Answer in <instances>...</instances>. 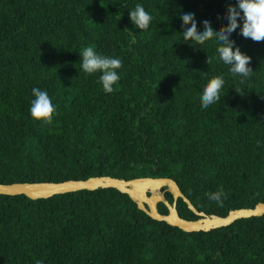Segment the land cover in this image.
I'll use <instances>...</instances> for the list:
<instances>
[{
  "label": "trees",
  "instance_id": "trees-1",
  "mask_svg": "<svg viewBox=\"0 0 264 264\" xmlns=\"http://www.w3.org/2000/svg\"><path fill=\"white\" fill-rule=\"evenodd\" d=\"M235 3L0 0V182L170 177L208 214L264 202V41L240 28L231 34L234 48L252 57L244 78L218 58L215 39L183 40L182 13L195 14L200 32L204 20L219 30ZM137 4L152 17L147 30L131 21ZM87 46L122 61L113 92L103 91L102 73L80 71ZM214 77L224 79L221 98L204 109L200 98ZM33 88L51 98V124L32 119ZM221 190L222 204L209 199ZM177 209L198 218L182 198ZM159 211L168 210L160 203ZM38 262L264 264V215L187 232L115 188L0 194V264Z\"/></svg>",
  "mask_w": 264,
  "mask_h": 264
},
{
  "label": "clouds",
  "instance_id": "clouds-1",
  "mask_svg": "<svg viewBox=\"0 0 264 264\" xmlns=\"http://www.w3.org/2000/svg\"><path fill=\"white\" fill-rule=\"evenodd\" d=\"M130 18L133 24L143 30L150 26L152 17L146 12L141 4H137L134 10L130 11ZM183 21V40L185 43L202 46L206 41L215 39L218 47L216 49L218 58L226 65H230V72L235 76L248 78L254 71L250 67L252 57L243 53L239 47H235V41L230 39L231 34L240 28V34L244 38H250L255 42L264 41V0H236L235 4H229L226 19L227 25H223L216 30L209 20H204V31H198L197 20L194 13H182L180 17ZM240 20L243 21L242 27ZM188 25H191L188 27ZM55 46V45H54ZM203 49L202 47H199ZM81 68L87 74L102 73L99 82L105 93L114 91V85L119 81L117 69L122 67V61L118 58H110L96 53L93 47H84L80 52ZM207 64H211V57L207 55ZM224 85L222 77H214L205 85L201 95V106L207 109L210 105L220 100V92ZM236 92L242 94L241 89L235 88ZM34 99L31 101L30 113L33 120L43 121L51 124L55 114V106L46 91L33 88ZM175 91V89H174ZM209 199L222 204L223 192L218 191L208 194ZM39 264V262H38Z\"/></svg>",
  "mask_w": 264,
  "mask_h": 264
},
{
  "label": "water",
  "instance_id": "water-1",
  "mask_svg": "<svg viewBox=\"0 0 264 264\" xmlns=\"http://www.w3.org/2000/svg\"><path fill=\"white\" fill-rule=\"evenodd\" d=\"M98 188H115L126 193L137 204L138 208L155 220L165 221L180 229L193 231H210L215 228L228 226L241 218L264 215V202L257 203L254 207L232 209L226 216L208 214L198 210L191 200L182 192L178 183L170 177H137L131 179L112 176H93L87 179H68L60 182H13L1 183L0 194H23L32 199L49 198L56 194L79 190H95ZM167 194H171V203ZM182 198L188 208L198 216L196 219L182 217L177 209V202ZM167 207V213L159 211V204Z\"/></svg>",
  "mask_w": 264,
  "mask_h": 264
}]
</instances>
